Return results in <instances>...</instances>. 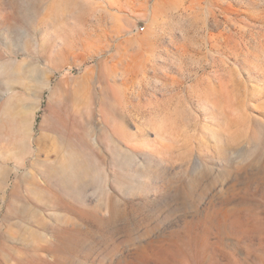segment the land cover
I'll return each mask as SVG.
<instances>
[{
	"label": "rangeland",
	"instance_id": "1",
	"mask_svg": "<svg viewBox=\"0 0 264 264\" xmlns=\"http://www.w3.org/2000/svg\"><path fill=\"white\" fill-rule=\"evenodd\" d=\"M0 264H264V0H0Z\"/></svg>",
	"mask_w": 264,
	"mask_h": 264
},
{
	"label": "crops",
	"instance_id": "2",
	"mask_svg": "<svg viewBox=\"0 0 264 264\" xmlns=\"http://www.w3.org/2000/svg\"><path fill=\"white\" fill-rule=\"evenodd\" d=\"M73 80L74 79L67 80L66 81L67 82V86H70L71 85V81H73ZM26 113H27V110L24 111V114L22 116H19V112L17 111L15 105L11 104L10 105V110H9L8 113H6V115L13 117L20 128H23L24 126H26L30 130V125H31V119H32L33 112L30 111L29 116H27ZM26 120H28V121L26 122Z\"/></svg>",
	"mask_w": 264,
	"mask_h": 264
}]
</instances>
